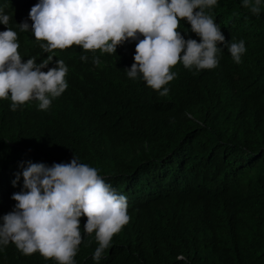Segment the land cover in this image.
Returning a JSON list of instances; mask_svg holds the SVG:
<instances>
[{
    "label": "trees",
    "instance_id": "obj_1",
    "mask_svg": "<svg viewBox=\"0 0 264 264\" xmlns=\"http://www.w3.org/2000/svg\"><path fill=\"white\" fill-rule=\"evenodd\" d=\"M20 1L28 10L38 3ZM206 12L226 41L245 42L242 62L223 45L216 68L178 62L162 86L167 95L128 77L135 47L96 54L97 64L75 44L45 52L46 41L9 24L21 56L37 63L51 56L49 68L64 60L68 87L44 114L39 104L13 111L10 98L0 99V216L16 204L12 194L23 177L15 187L12 180L21 161L51 165L75 156L128 201L130 219L99 264H264V6L256 15L241 0H218ZM178 30L199 42L186 20ZM86 219L74 259L97 264L98 241L85 233ZM0 264L57 261L38 251L24 255L10 242Z\"/></svg>",
    "mask_w": 264,
    "mask_h": 264
},
{
    "label": "clouds",
    "instance_id": "obj_2",
    "mask_svg": "<svg viewBox=\"0 0 264 264\" xmlns=\"http://www.w3.org/2000/svg\"><path fill=\"white\" fill-rule=\"evenodd\" d=\"M241 3L256 15L264 6V0ZM217 4L218 0H38L28 10V1L0 0V99L10 98L13 111L26 102L39 104L44 114L52 99L68 87L64 60L49 68L51 56L39 63L36 57L21 56V39L9 24L46 41L40 44L45 52L75 44L97 64L96 54L117 53L122 44L129 52L135 47L134 62L126 68L128 77L140 76L167 95L169 89L162 86L175 78L171 68L178 62L189 69L216 68L221 45L228 47L237 64L242 62L245 42L226 41L221 27L206 12ZM181 20L190 24L199 42L178 30ZM80 59L87 62L88 57ZM19 167L22 171L12 180L15 187L23 177L21 190L12 194L16 204L0 216V251L11 242L24 255L38 251L57 264H76L74 257L83 240L81 217L86 216L84 231L95 232L98 247L93 260L99 264L113 235L130 219L127 197L106 183L97 168L75 156L70 162L51 165L21 161Z\"/></svg>",
    "mask_w": 264,
    "mask_h": 264
},
{
    "label": "bare ground",
    "instance_id": "obj_3",
    "mask_svg": "<svg viewBox=\"0 0 264 264\" xmlns=\"http://www.w3.org/2000/svg\"><path fill=\"white\" fill-rule=\"evenodd\" d=\"M26 15H27V13H26ZM32 56V55H31ZM88 64V63H87ZM124 88V87H123Z\"/></svg>",
    "mask_w": 264,
    "mask_h": 264
}]
</instances>
